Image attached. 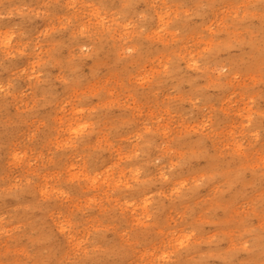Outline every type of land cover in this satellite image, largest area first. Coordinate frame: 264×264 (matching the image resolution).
<instances>
[{
  "label": "clouds",
  "instance_id": "obj_1",
  "mask_svg": "<svg viewBox=\"0 0 264 264\" xmlns=\"http://www.w3.org/2000/svg\"><path fill=\"white\" fill-rule=\"evenodd\" d=\"M0 264H264V0H0Z\"/></svg>",
  "mask_w": 264,
  "mask_h": 264
}]
</instances>
